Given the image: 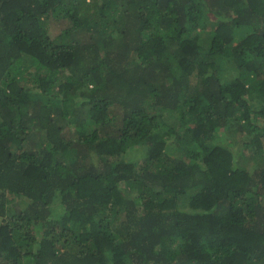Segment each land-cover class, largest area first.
<instances>
[{"label": "trees", "instance_id": "16d2710c", "mask_svg": "<svg viewBox=\"0 0 264 264\" xmlns=\"http://www.w3.org/2000/svg\"><path fill=\"white\" fill-rule=\"evenodd\" d=\"M0 264H264V0H0Z\"/></svg>", "mask_w": 264, "mask_h": 264}, {"label": "rangeland", "instance_id": "374dc122", "mask_svg": "<svg viewBox=\"0 0 264 264\" xmlns=\"http://www.w3.org/2000/svg\"><path fill=\"white\" fill-rule=\"evenodd\" d=\"M135 158V157H134Z\"/></svg>", "mask_w": 264, "mask_h": 264}]
</instances>
